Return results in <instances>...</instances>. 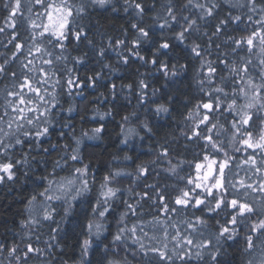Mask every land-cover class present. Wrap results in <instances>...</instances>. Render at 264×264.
<instances>
[{
  "label": "snow or ice",
  "instance_id": "1",
  "mask_svg": "<svg viewBox=\"0 0 264 264\" xmlns=\"http://www.w3.org/2000/svg\"><path fill=\"white\" fill-rule=\"evenodd\" d=\"M220 7L218 0H165L163 4L161 0H3L0 36L7 35L4 47L11 54L0 53V82L7 81L0 99V185L31 181L43 186V191L27 199L28 215L19 227L34 233L49 226L45 248L0 243V254L7 253L9 264H28L33 254L44 264H53L63 254L61 242L68 238L67 225L74 220L71 231L78 254L61 258L60 264H233L229 249L241 239L248 257L243 264H264V0H236L231 7L247 12L223 17L217 11ZM109 11L127 15L129 28L122 38L108 37L107 43L98 44L89 38L99 26V20L93 23L92 18ZM146 17L152 23L145 24ZM19 19L27 22L28 35L23 38ZM72 45L79 54L71 58L69 68L66 52ZM145 49L147 55L142 54ZM213 50L218 55L209 60ZM110 52L124 66L137 60L150 70L137 69V79L127 84L109 79L103 85L108 92L105 100L123 98L132 105L134 99L135 105L121 116L119 143L125 147L111 156L97 181L91 160L85 162V152L100 145L86 141H102L106 125L97 121L98 126H81L77 133L72 114L79 109L71 104L64 108L61 99L100 87L105 77L102 70L87 67L89 53L101 69L115 71L112 64L103 63ZM229 53L237 60L230 63ZM254 55L258 64L253 63ZM191 58L199 64L197 84L203 97L191 107L190 101L185 102L187 130L181 129V134L185 147L203 142L195 175L178 174L183 163L191 162L178 159L172 164L173 149L167 141L157 145L155 159L136 164L138 156L128 154L135 148L133 139H153L154 129L164 126L159 120L150 123L147 114L171 117L177 99L167 93V102L157 103L154 98L161 89L152 87L148 77L153 71L159 73L171 87L191 66ZM77 65L88 74L81 77ZM219 65L227 69L226 75L220 74ZM114 107L105 112L97 109L95 114L102 121L113 116ZM225 112L231 117L226 124L221 123ZM133 118L145 135L125 127ZM52 150L57 157L49 160ZM161 160L170 167L158 164ZM121 161H131L133 170L120 167ZM49 164L51 172H47ZM57 169L68 170L71 178L54 179ZM161 172L176 176L185 186L174 184L177 194L167 195L169 185L159 182ZM150 178L154 182L149 183ZM125 180L129 183L122 186ZM38 196L43 198L41 213L34 215L28 206ZM51 201L60 202L59 207ZM76 202L83 206L78 208ZM145 205L151 219H145Z\"/></svg>",
  "mask_w": 264,
  "mask_h": 264
},
{
  "label": "trees",
  "instance_id": "2",
  "mask_svg": "<svg viewBox=\"0 0 264 264\" xmlns=\"http://www.w3.org/2000/svg\"><path fill=\"white\" fill-rule=\"evenodd\" d=\"M165 0H161V4H163ZM221 7L217 10L221 17L228 15L230 12L236 14L237 12L243 11L247 12L246 9L240 10L238 8H232L231 5L236 3V0H218ZM158 11L163 15V9L159 8ZM5 15V11L3 9V0H0V26H3L2 18ZM258 17H254L256 19ZM93 23L96 20H99L98 29H94L90 34L89 38L94 39L98 44L103 42L107 43V38H122L123 30L129 28L130 18L125 15L122 11L120 12H105L103 16H93ZM41 21L38 20L37 23ZM19 29L21 33V38L28 35L27 32V22L23 19H19ZM152 23L151 19L145 18V24ZM255 27V25H253ZM243 27V24L241 25ZM11 31V30H9ZM231 31V28L229 29ZM236 34V33H234ZM133 33L131 29L128 31V39L132 37ZM7 35L0 36V53H4L5 55H10L11 53L8 49H5L4 43L7 41ZM11 47V46H9ZM80 49H83L84 46L80 45ZM181 48L183 46H180ZM76 48L75 45L69 46L66 54L69 56V60L67 61L68 67L71 68L73 66L72 57L77 56L79 54L78 51L73 50ZM27 49H25L26 51ZM227 51V49H222ZM179 52L180 49L177 48L175 50ZM126 55L127 53L124 52ZM142 54L147 55V49H145ZM180 55L185 57V53L181 52ZM218 53L216 50L212 51V55L208 57L209 60H216ZM90 61L87 67L90 69L95 67L96 70H102V74L105 77L104 80L101 81V86L95 89L86 88L81 96H64L61 99V104L64 108H67L69 104L74 107H78L79 113H73L74 119L72 123L75 125L77 133L81 126L86 129H90L92 127L98 126L97 121L99 123H103L106 125V130L102 133L103 139L102 141H86L89 145H100V147H89L85 152L87 163L88 160L92 162V169L94 174L96 175L97 181H99L105 170V166L111 160V156L113 154H117L118 149L124 148L125 146L119 143V140L122 138L120 136V123L121 116L125 115L127 112L133 111V106L135 105V100L133 99L132 105H128L123 98L117 100L115 102L109 100H105L104 97L108 95L107 89L103 87L104 84H107L109 79L111 81L117 83L118 85L121 83L127 84L133 82L137 79L136 70L139 69V72L145 73L150 69H146L141 66V62L137 60H132L128 66H124L123 64L118 63L117 56L115 52H110L107 60L103 61V63H110L116 68L115 71H110L109 69H101L100 64L96 63V59L92 53H89ZM226 59L231 63L233 60H237L236 57L232 56L231 53L226 57ZM253 63L258 64V58L254 55L252 57ZM2 60V57H0ZM185 59L182 58L180 63H184ZM39 63V60H37ZM15 67H19L18 63ZM221 75L227 74V69L224 68L223 65H219ZM77 70L81 77L88 74L85 68L77 65ZM199 68L198 61L195 58H191V66L187 69L186 73L182 74L181 79L173 86L168 87L167 82L159 73L153 71L152 75L148 77L151 81L152 87L161 89L160 93H157L156 99L157 103H165L167 102V93H170L174 97H177L176 102L172 104V114L171 117H163L155 118L151 116V112L147 114L149 122L151 123L153 120H159L162 123L163 127H156L154 129L155 136L153 139L145 138L144 141H139L138 138L133 139V143L135 144L134 150L130 149L128 151L129 155L134 157L138 156L136 159V164L145 163L148 164L151 160L156 158V150L157 145L164 144L167 141L166 146H171L173 151L171 153L172 164H176L178 159L180 161H189L191 163H183L182 170H179L180 176L194 175V165L200 160L201 141H193L187 144L185 147V138L181 134V129H186L185 126V115L187 109L185 108V102H189V107L195 104L199 99L203 97V93L199 90V85L197 84V80L200 79V76L197 74ZM255 71V69L253 70ZM219 81V76L217 77ZM7 81L0 82V99L3 97V89ZM205 91H208L207 86L205 87ZM103 94V95H102ZM149 94H151L149 92ZM66 101V102H65ZM114 107L113 116H107L104 120H100L99 116L96 115V110L98 109L100 112H105L109 108ZM155 105H153V108ZM141 111V119H145V114ZM61 115H67L66 113H61ZM81 116H85V120L82 121L80 119ZM126 128H134L141 136L145 135L144 130L139 127V122L133 118L129 124L125 126ZM67 131V129L65 130ZM52 142L56 143V137H52ZM178 142V143H177ZM63 143V141H61ZM48 147L47 142L44 145ZM120 156H123L124 153H119ZM57 157V152L55 150L51 151V155L48 157L49 160L55 159ZM119 163L120 167H127L128 171L133 170V166L131 161H121ZM162 167H170V165L164 161H158ZM156 167V166H153ZM159 171V168L157 169ZM52 171L51 164L47 167V172ZM59 173L58 176L54 177V179L59 180L61 177H70V172L68 170L60 171L57 169ZM46 174V173H45ZM149 183L154 182L151 178L148 181ZM159 182L161 184L169 185L166 194L169 196H174L177 194V191L174 190L171 186L176 184L178 187H184L185 182L177 181L176 176L170 175L167 173L161 172V176L159 178ZM45 182H41L43 185ZM129 183L128 180L122 182V186H126ZM55 189V185L53 186ZM139 190V189H137ZM43 191V186L37 187L31 181H27L24 183H18L15 185H0V243L11 244L12 242L19 243L21 247L27 243H32L36 247L45 248V241H48L49 237V226L45 224L44 227L39 228L34 233H28L26 230L21 229L19 227V221L25 218L28 213L25 211V204L27 199L38 192ZM53 194V193H50ZM55 195H63L60 191H54ZM72 193H68L71 195ZM93 195V194H90ZM129 195V194H126ZM43 200L42 197H37V201L29 205L28 207L33 210L34 215H39L41 213L40 202ZM52 203L59 207L60 202L51 201ZM77 207L83 206L80 202H76ZM145 219H151V215L148 214L147 205H145ZM59 219V217H57ZM75 224V220L73 224L67 225L69 230L68 238L61 242V246L63 249V254L60 258L55 260L53 264H60V259H68L69 257H75L78 254V249L75 247V240L72 235V227ZM243 235V234H242ZM39 236L40 239L37 240L36 237ZM171 247V244L169 245ZM243 240L241 239L238 245H234L232 249H229V258L232 259L233 264H243V261L248 257L243 254ZM55 252L59 253L60 249H54ZM258 254V253H257ZM0 264H9V258L7 257V253L0 254ZM28 264H44V261L34 254L31 259L28 260ZM192 264H196L195 261Z\"/></svg>",
  "mask_w": 264,
  "mask_h": 264
},
{
  "label": "flooded vegetation",
  "instance_id": "3",
  "mask_svg": "<svg viewBox=\"0 0 264 264\" xmlns=\"http://www.w3.org/2000/svg\"><path fill=\"white\" fill-rule=\"evenodd\" d=\"M228 119H231V117L228 116V113H227V112H225L224 117H221V123H225V124H226V121H227ZM215 131H216V130H214V132H215ZM214 138H217V137L214 136ZM220 138H223V137H220ZM201 143H203V142L201 141ZM249 151H251V150H249ZM245 154H246V153H245ZM236 155H237V156H240V155H242V154L237 153ZM200 160H202V156H201V155H200ZM194 175H195V171H194ZM229 175L231 176V174H229ZM241 175H243V172H241ZM254 179H255V177H254Z\"/></svg>",
  "mask_w": 264,
  "mask_h": 264
}]
</instances>
